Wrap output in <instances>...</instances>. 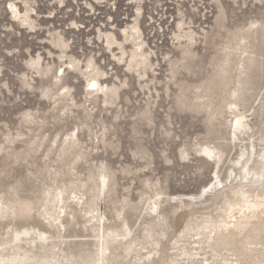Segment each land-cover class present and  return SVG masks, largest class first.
I'll return each mask as SVG.
<instances>
[{
  "label": "rangeland",
  "instance_id": "1",
  "mask_svg": "<svg viewBox=\"0 0 264 264\" xmlns=\"http://www.w3.org/2000/svg\"><path fill=\"white\" fill-rule=\"evenodd\" d=\"M240 3L248 7H234ZM35 4L39 9L34 17L37 27L29 31L12 22L0 0V82L9 85L0 90V252L9 257L27 252L36 259L30 264L46 259L54 264L89 263L97 251L94 236L98 232L92 230L95 220L89 222L93 215H103L105 230L113 235L132 230L131 238L136 242L130 254L125 246L116 251L111 248L115 252L112 264H137V254L144 256L154 248L167 257L179 253V248L190 249V236L183 241L180 233L189 221L196 226L202 216L216 217V209L223 204V191L206 201L183 197L197 196L205 185L210 190L215 172L223 185L229 186L231 179L227 177L239 175L240 169L233 162L242 150L252 152L253 143L258 153L264 149V0H63L62 7L60 0H35ZM139 6L141 15H137ZM135 18L147 47L155 51L153 62H157L154 74L146 80L135 78L133 72H118L124 65L111 57L112 51L119 55L120 50L106 51L98 33L112 27L117 34ZM180 21L184 31L194 32V43L174 41ZM55 33L66 43L70 41L69 55L92 57L103 70L107 65L111 73L108 80L116 77L118 86L124 77L128 83L127 88L119 89L115 100L112 95L107 98L106 110L104 96L94 95L90 102L84 101L88 108L94 106L88 113L89 124L114 122L109 127L115 129V140L109 142L107 151L92 154L102 155L108 162L110 180L105 191H100L102 181L89 159L81 158L78 146L58 143L53 147L42 139L51 126L47 118L36 116V123L23 118L25 112H35L50 103L38 100L35 86L26 88L25 83L41 80L33 78L28 67L37 55L42 58V68L47 67L43 58L49 50L55 55L48 59L59 63L61 49L53 48ZM173 47L179 55L165 68L169 62L164 56ZM244 49L248 52L245 56ZM242 71L245 74L241 75ZM47 79L43 78L45 82ZM235 102L253 128L248 136H241L242 142L232 135ZM66 103L61 98L57 107ZM141 108L149 110L151 125L132 119L133 115L140 116ZM77 111L84 114L87 109ZM40 119L45 123H39ZM165 124L184 141L198 138L201 145L221 150L225 156L220 169L195 154L188 161L180 160L178 149L172 156L173 144L179 140L171 142L172 138L164 134ZM165 152L171 164L165 162ZM140 166H146L148 172H139ZM149 174L150 179L143 178ZM61 191L66 202L62 225L54 223L61 212L62 205L55 199ZM154 202L160 206L158 219L148 213ZM26 228L47 233L57 248L30 250L28 241L9 244L14 231Z\"/></svg>",
  "mask_w": 264,
  "mask_h": 264
},
{
  "label": "bare ground",
  "instance_id": "2",
  "mask_svg": "<svg viewBox=\"0 0 264 264\" xmlns=\"http://www.w3.org/2000/svg\"><path fill=\"white\" fill-rule=\"evenodd\" d=\"M25 2V0H22L20 3L17 0V6L22 9ZM138 8L139 15H141V11L143 9L141 6ZM8 14L11 15L10 13ZM22 15L23 12L21 11V16ZM37 16L38 12L36 14V17ZM29 19L35 18L30 15ZM12 22L18 23L22 29H27L21 25L20 21L12 19ZM181 22L182 21L177 23L178 27ZM133 26L138 29V35L137 33H133L131 31ZM124 29H129L126 38L123 35ZM98 33L99 38H102L106 45L109 44L110 33L113 37H116V41L112 43L113 50L114 48L119 49L121 40L126 39L127 43L124 44V48L126 50H128L126 45H131V47H133L135 41H142L146 46L144 48L145 53L148 51H151L153 54L155 53V51H153L150 47H147V42L142 38L143 32L140 23L138 22V18H135L132 24H128L119 30L120 38L116 33H114V29L112 27H105L104 30L101 29L98 31ZM55 39L56 40L53 43H66L65 41H60L59 37ZM68 53L69 52L66 49L65 55H69ZM112 53L115 55L113 51ZM247 53V49H244L243 56H245ZM126 56L127 60L130 59L131 52L129 51ZM153 56L154 55L149 57V63L153 62ZM97 66L100 68L101 72L104 71L98 64ZM242 69H245V64L242 66ZM243 74H245L244 71L241 72V75ZM88 75L91 76L93 74ZM104 80L105 77L101 76L100 82H103ZM111 95V92H109L107 98H109ZM96 96H104V94L100 93ZM232 107V114L235 115L231 127L233 133L232 135L236 141H241V136H248L253 128L249 124L248 117L241 112L238 103H233ZM244 147H242V149ZM251 147V151L254 153L250 152V149L245 148V150H242L240 158L233 162L234 166L239 167L240 172L239 175H236L235 177H233L234 175L232 174H230V177H227V179H231L229 182L230 184L227 183L229 186H224V182L220 180L219 173L215 172V176L212 178L211 183H209L210 185H213L210 190H208V185L203 188V191H201L195 197L192 195L183 197V199L187 201L197 198L204 199L206 201L210 197L218 195L221 191H223V204L218 209H216V217L202 216L200 218V223L196 226H193L189 221L186 224L185 229L180 233L179 238L183 241L187 240L190 236V249L179 248V253L175 252L173 253V256L167 257L159 254L156 251L158 248H154L151 251H148L144 256H142V254H137L135 258L137 259V264H264V149L261 153H258L254 143L251 145ZM210 148L213 150L214 155L213 159L207 161L213 162L215 169L219 170L223 164L225 155L216 147ZM253 154L254 157L252 158ZM238 177H240V181H237ZM236 182L237 184H235ZM219 186H222V188H219ZM107 188L108 181L102 182L100 191H105ZM55 199L58 202L57 204L62 205V207L60 209V214L54 219V223L59 222V224L62 225L63 222H61V214L65 215L64 208L66 205L64 193L61 191L56 195ZM3 211L4 208L1 210V212ZM148 213L150 216H153L157 219L161 217L159 203L154 202L153 207L149 208ZM94 220L95 224L92 225V230L94 232H98L94 236L95 242L97 243L96 257L92 258L91 262H84L83 264H112L115 258V252H111V248L116 251L120 246H125L126 249L125 247L124 249L128 253L132 250V247L136 241L131 238V229H126L125 234H118L116 236L105 230V221L103 215H93L89 222L92 223ZM52 239L53 237L48 236V234L45 232L35 228H26L14 231L12 240L9 242V244H20L24 241H28L30 250L33 248L44 249L50 246H55L57 248L56 245H53ZM18 244L15 246L19 248ZM155 245L157 246V244ZM176 245H178V242H176ZM173 249H175V247ZM52 254L53 257L57 255L55 253ZM34 259L31 258L27 252L25 254L15 253L11 257L0 252V264H30V262H32ZM41 264L54 263L46 259V261Z\"/></svg>",
  "mask_w": 264,
  "mask_h": 264
},
{
  "label": "snow or ice",
  "instance_id": "3",
  "mask_svg": "<svg viewBox=\"0 0 264 264\" xmlns=\"http://www.w3.org/2000/svg\"><path fill=\"white\" fill-rule=\"evenodd\" d=\"M97 2L99 3L100 0H97ZM3 3L6 14L10 13L13 20L20 21L21 25L26 27L29 31L36 30V20L29 19L30 15L35 17L39 11V9L36 8L35 0H26L22 9L17 6V0H3ZM60 6H63V0H60ZM89 7H91V5H89ZM234 7L246 8L248 5L240 3L234 5ZM21 11L23 12L22 16ZM137 15H139L138 7ZM72 27L75 28L77 25L73 24ZM179 29L180 31L174 37V41L194 43V33H191L190 30L184 31L185 25L183 22L179 25ZM131 31L137 33V35L139 34L135 26L131 28ZM128 32L129 29H124L123 35L125 38ZM117 35H119V33H117ZM55 36L59 37L60 41H63V37H60L59 33H55ZM115 41L116 37H113L110 33L109 44L105 50L111 52L112 43ZM68 43H70V41ZM68 43H53V48H61L59 63L53 59H48V57H53L55 55L52 50H49L47 56L43 58V60L47 61L46 68L41 67L42 58L39 55H37L35 60L29 61L28 67L32 69V77L38 76L41 77V80H33L25 83V87L33 88L35 86L38 92L37 99L41 101H50V103L42 105L40 108H37L35 112H25L23 118L30 123H36L35 117L39 115H43V117L47 118L51 126L48 129V134L44 135L42 139L48 141L53 147L58 143L63 144L65 147L69 145L78 146L81 149V158L87 157L95 168L101 181L107 182L110 180L108 162L104 161L102 155L93 156L92 154L107 151L109 142L115 140V129L109 127V125H114V122L108 121L103 125L95 122L89 124L88 113L94 110V106L93 108H88V105L84 103V101L90 102L92 96L103 93L105 98L104 109L106 110L108 108L107 96L109 92H111L115 100L119 89L127 88L128 83L124 77H120L121 83L118 86L114 83L116 77H113L112 80H108L107 76L111 75V73L107 65L104 66V71L101 72L100 68L97 66V62L92 57L85 55L77 59L76 57L79 56L78 53L65 55ZM125 43H127L126 39L121 40L119 44L120 54L111 57L112 60H116L120 65H124L123 68L117 71L126 73L133 72L135 73V78L146 80L148 76L155 72L157 62L149 63V57H151L153 53L151 51L144 52L146 46L142 41H135L134 46L128 50L124 48ZM129 51L131 52L130 59L125 60L124 57ZM11 54L12 53L9 52V55ZM178 55L175 47L169 49V54L164 56L165 61L169 63L165 64L164 67L168 68L170 64L174 63L172 57H178ZM140 68H143L144 71H139ZM88 74L93 75L90 76ZM171 75L172 74L169 73V76ZM101 76L105 77L103 82H100ZM44 77H48L46 82L43 80ZM28 79L29 78L26 76L25 80L27 81ZM8 87V84L0 82V90L7 89ZM127 95H131V93H127ZM81 96L84 98L83 101L80 100ZM61 98L67 103L62 108H58L57 104ZM120 99L122 100V97ZM77 108H86L87 112L81 114L77 111ZM139 111L140 116L133 115L132 119L138 120L140 123L151 125L152 120L149 110L141 108ZM53 112H55L56 115L54 117H49L48 114ZM78 116L80 117L79 119H77ZM119 118L120 115L117 114L116 119L119 120ZM4 123L10 124L11 122L5 121ZM39 123L43 124L45 120L40 119ZM164 127L167 129L164 134L172 138L171 142L179 140V143L173 144L172 156H175L176 150L178 149L180 160L188 161L192 158L193 154L201 156L205 160L213 159V150L209 146L201 145L198 142V138L184 141L178 134H173L171 129L168 128V124H165ZM115 128H118V126H115ZM37 139H40V137H37ZM102 144L103 146H101ZM135 155L136 154L133 153V157H135ZM168 155L169 154L165 152L163 158L166 163L171 164L172 159H169ZM137 170L144 173L148 172L146 166H140ZM143 178L150 179V174L148 177ZM156 183H159V179H157ZM204 187H206V185Z\"/></svg>",
  "mask_w": 264,
  "mask_h": 264
}]
</instances>
